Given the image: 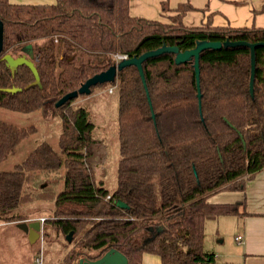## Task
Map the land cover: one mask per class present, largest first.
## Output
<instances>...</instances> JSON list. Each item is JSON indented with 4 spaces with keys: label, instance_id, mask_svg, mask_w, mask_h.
Listing matches in <instances>:
<instances>
[{
    "label": "trees",
    "instance_id": "trees-1",
    "mask_svg": "<svg viewBox=\"0 0 264 264\" xmlns=\"http://www.w3.org/2000/svg\"><path fill=\"white\" fill-rule=\"evenodd\" d=\"M129 4L0 0V109L31 114L49 106L61 119L57 148L43 142L14 169L0 172V224L23 220L15 212L33 201L27 193L30 182L64 170L59 192L47 189L35 198L47 197L54 204L55 215L47 224L67 242L72 234L66 264L97 261L112 249L129 264H143L145 254L158 256L161 264H216L215 254L204 247L207 221L249 214L245 201L212 204L209 197L244 192L264 170V47L255 53L253 93L247 45L201 53L200 98L195 60L177 65L173 53L143 63L145 84L138 68L128 66L114 83L92 87L109 85L119 94V159L112 191L96 178V126L86 108L73 106L81 95L59 108L56 103L115 65L117 54L139 58L163 46L187 51L198 41L259 44L264 28L214 27L210 22L188 27L182 21L188 6H180L170 23L150 21L132 17ZM30 44L42 87L26 89L35 81L32 71L24 65L12 72L3 57L23 56ZM14 87L23 90L3 91ZM36 131L35 125L0 119V164ZM118 201L127 208L117 207ZM151 228L160 231L140 241Z\"/></svg>",
    "mask_w": 264,
    "mask_h": 264
},
{
    "label": "rangeland",
    "instance_id": "rangeland-1",
    "mask_svg": "<svg viewBox=\"0 0 264 264\" xmlns=\"http://www.w3.org/2000/svg\"><path fill=\"white\" fill-rule=\"evenodd\" d=\"M118 99L116 87L106 85L94 88L89 95H81L73 103L74 107H84L90 112L91 121L96 126L95 139L98 143L94 159L96 178L111 191L117 185L119 159ZM0 119L18 126L35 125L37 128L34 135L25 139L13 155L0 164V172L14 169L43 142H48L57 148L61 119L52 107L48 106L47 109L31 114H17L0 109ZM64 173V170L50 176L43 173L37 181L34 179L28 184L27 193L29 197H33L31 199L33 201L20 206L15 212L21 215L23 220L19 223L0 224V264H33L37 258H42L43 264H66L65 258L73 249V245L66 241L65 236L58 234L56 228L46 223V220L52 219L55 215L54 204L47 197L35 198L37 194L47 189L59 192L63 187ZM22 222L41 223L40 237L34 243H31L27 233L18 228V224ZM210 228L208 227L209 232H211ZM151 236L149 232L139 240L144 241L146 237ZM220 263H223L222 258Z\"/></svg>",
    "mask_w": 264,
    "mask_h": 264
},
{
    "label": "crops",
    "instance_id": "crops-1",
    "mask_svg": "<svg viewBox=\"0 0 264 264\" xmlns=\"http://www.w3.org/2000/svg\"><path fill=\"white\" fill-rule=\"evenodd\" d=\"M9 1L17 5H53L57 0ZM180 6L190 7L182 17L188 27L210 22L214 27L264 28V0H130L129 12L132 17L170 23L179 14ZM208 201L212 204L245 201L249 214L207 221L204 247L215 254L216 264H221V258L222 264H264V170L247 182L244 192L223 191L211 195ZM155 229L149 230L152 236L159 232V228ZM152 236L146 237L145 242ZM143 264H161V259L145 254Z\"/></svg>",
    "mask_w": 264,
    "mask_h": 264
},
{
    "label": "water",
    "instance_id": "water-1",
    "mask_svg": "<svg viewBox=\"0 0 264 264\" xmlns=\"http://www.w3.org/2000/svg\"><path fill=\"white\" fill-rule=\"evenodd\" d=\"M247 45L251 49V57H252V75H251V92H254V80H255V67H256V59H255V53L256 49L259 47H264V43L259 44H252L248 45L244 42H231L226 41L225 43L221 42H209V41H198L195 48L187 50V51H180L179 48L176 47H168L163 46L162 48L147 52L143 54L139 58H133V59H127L121 61L119 64H115L112 67H110L108 70L101 72L100 74H97L91 78H89L81 87L79 90L71 92L67 95H65L63 98H61L57 103L56 107L59 108L62 105H64L66 102L73 100L77 98L80 95H89L91 94L92 87L98 86V85H104V84H111L114 83L117 79L118 72L122 71L124 68L128 66H136L141 74V77L143 79V82L145 84V77H144V71H143V63L153 57L160 56L164 53H173L176 55V64L181 65L185 64L192 59L195 60V70H196V76H197V84L199 89V98H200V67H199V61H200V55L203 51L208 49L213 50H220L223 47H238ZM4 49V23L0 20V54L2 53ZM23 56L20 57H14L11 54H6L3 57V60L6 62V65L9 67V69L12 72H16L18 67L20 66H27L33 73L35 77V81L26 87V89H29L32 86H40L41 85V78L39 75V72L37 70V67L34 63V48L33 45H27L23 48ZM22 88H6L3 89V91L8 93H17L21 92ZM116 206L119 208H127V205L124 204L121 201H118L116 203ZM18 228L24 231L28 234L29 240L31 243H34L39 237H40V231H41V223L40 222H34V223H26L22 222L18 224ZM160 231V229H159ZM68 242L72 241V234H69L67 236ZM79 264H129L128 259L126 256H124L122 253H120L117 250H110L107 252L102 258H100L97 261H84L80 260Z\"/></svg>",
    "mask_w": 264,
    "mask_h": 264
},
{
    "label": "built area",
    "instance_id": "built-area-1",
    "mask_svg": "<svg viewBox=\"0 0 264 264\" xmlns=\"http://www.w3.org/2000/svg\"><path fill=\"white\" fill-rule=\"evenodd\" d=\"M114 59L116 61V64H119L121 61L127 60L128 57H127V55L117 54V55L114 56ZM33 264H43V259L42 258H37Z\"/></svg>",
    "mask_w": 264,
    "mask_h": 264
}]
</instances>
